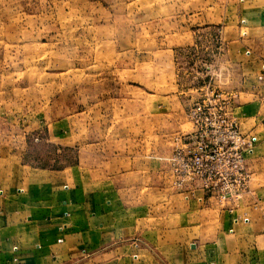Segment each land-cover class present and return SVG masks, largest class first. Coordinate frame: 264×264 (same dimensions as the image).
Wrapping results in <instances>:
<instances>
[{"label":"crops","instance_id":"1","mask_svg":"<svg viewBox=\"0 0 264 264\" xmlns=\"http://www.w3.org/2000/svg\"><path fill=\"white\" fill-rule=\"evenodd\" d=\"M248 1L227 8L241 77L231 106L258 138L245 154L247 190L219 202L174 184L165 158L187 120L171 95L152 108L155 126L169 127L161 150L118 135L107 151L86 149L84 165L61 167L28 163L23 146L0 148V264H264V0ZM32 124L55 142H80L62 119Z\"/></svg>","mask_w":264,"mask_h":264},{"label":"rangeland","instance_id":"2","mask_svg":"<svg viewBox=\"0 0 264 264\" xmlns=\"http://www.w3.org/2000/svg\"><path fill=\"white\" fill-rule=\"evenodd\" d=\"M233 1L0 0V148L23 146L28 163L61 167L84 165L86 149L107 151L118 135L161 150L169 127L155 126L156 103L173 95L182 107L187 126L175 136L190 128L193 102L231 97L241 80L229 61ZM59 119L78 144L32 124Z\"/></svg>","mask_w":264,"mask_h":264},{"label":"built area","instance_id":"3","mask_svg":"<svg viewBox=\"0 0 264 264\" xmlns=\"http://www.w3.org/2000/svg\"><path fill=\"white\" fill-rule=\"evenodd\" d=\"M230 106L228 94L213 91L193 102L187 111L190 131L173 137L165 158L176 186L200 190L219 202L238 198L247 190L245 154L258 140L240 130Z\"/></svg>","mask_w":264,"mask_h":264}]
</instances>
